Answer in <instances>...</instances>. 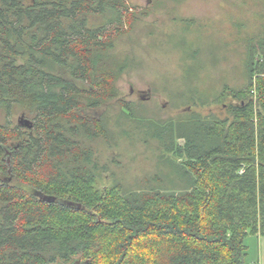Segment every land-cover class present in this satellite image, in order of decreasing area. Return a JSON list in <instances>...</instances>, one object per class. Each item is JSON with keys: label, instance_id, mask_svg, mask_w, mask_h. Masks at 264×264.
<instances>
[{"label": "trees", "instance_id": "1", "mask_svg": "<svg viewBox=\"0 0 264 264\" xmlns=\"http://www.w3.org/2000/svg\"><path fill=\"white\" fill-rule=\"evenodd\" d=\"M141 15L128 0H0V264H245L246 237H264V36L245 42L242 86L215 95L224 116L157 122L117 87L136 63L116 45ZM16 112L30 126L11 127ZM125 121L156 163L129 186L110 171L120 153L100 164Z\"/></svg>", "mask_w": 264, "mask_h": 264}, {"label": "rangeland", "instance_id": "2", "mask_svg": "<svg viewBox=\"0 0 264 264\" xmlns=\"http://www.w3.org/2000/svg\"><path fill=\"white\" fill-rule=\"evenodd\" d=\"M128 5L142 15L118 41L116 54L136 65L121 76L117 87L121 97L137 109V117L157 122L184 120L189 110L224 116L214 97L226 85L239 88L243 84L238 65L245 42L256 43L264 36L260 0H128ZM22 116L21 112L12 114L9 125L17 126ZM0 123H5L4 114ZM113 129L120 135V147L100 146V164L120 153L116 156L120 165H110V171L126 186L134 185L156 170V163L139 140L135 123L125 121ZM122 130L127 136L121 135ZM112 178L103 173L99 188L110 186ZM245 245V264H264V237L248 235Z\"/></svg>", "mask_w": 264, "mask_h": 264}, {"label": "water", "instance_id": "3", "mask_svg": "<svg viewBox=\"0 0 264 264\" xmlns=\"http://www.w3.org/2000/svg\"><path fill=\"white\" fill-rule=\"evenodd\" d=\"M19 124L24 125V126H30V122L28 120H26L24 117H21L19 119ZM38 197L43 199V200H45V201H47V202H55L56 201V198H54V197L43 196L41 194H39ZM57 202L61 203V204L68 205V206H71V207H77L78 209L81 208L80 205H76V204L68 202V201L57 200ZM87 262L88 261H85L84 264H87ZM73 264H81V261L80 260H76Z\"/></svg>", "mask_w": 264, "mask_h": 264}]
</instances>
